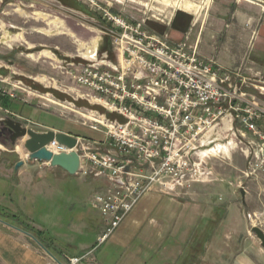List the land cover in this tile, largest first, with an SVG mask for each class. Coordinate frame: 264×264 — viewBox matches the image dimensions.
I'll list each match as a JSON object with an SVG mask.
<instances>
[{
	"label": "built area",
	"instance_id": "obj_1",
	"mask_svg": "<svg viewBox=\"0 0 264 264\" xmlns=\"http://www.w3.org/2000/svg\"><path fill=\"white\" fill-rule=\"evenodd\" d=\"M235 1L264 9V0ZM103 17L110 24L107 35L115 58L76 67L71 63L67 70L87 90V102L103 108L102 113L73 110L83 118L82 126L104 138L73 135L80 159L76 174L108 181L90 201L104 223L95 247L149 192L181 193L206 181L212 174L209 159L232 135L244 145V176L264 172V105L242 88L238 71L223 68L189 44L191 27L183 40L172 42L147 30L144 19L128 21L109 9H103ZM11 86L0 85V96L15 98L16 85ZM38 127L40 132L58 131ZM45 148L54 154L71 151L55 139ZM87 254L68 257L67 264H79Z\"/></svg>",
	"mask_w": 264,
	"mask_h": 264
},
{
	"label": "rangeland",
	"instance_id": "obj_2",
	"mask_svg": "<svg viewBox=\"0 0 264 264\" xmlns=\"http://www.w3.org/2000/svg\"><path fill=\"white\" fill-rule=\"evenodd\" d=\"M76 1L95 16L64 5L60 0H0V85L5 89L16 85L15 98L0 96V108L6 99L21 106L38 104L45 119L39 122L36 116L34 123L25 121L35 131L40 123L56 128L70 126L83 136L92 135L81 125L80 114L73 110L102 113L101 104H89L87 90L72 81L67 70L72 67L71 63L76 67L84 59H100L103 53L109 58L113 56L107 35L110 24L103 17V9L128 21L144 19L147 30L166 33L172 42L182 40V31L191 27L190 43L200 32V46L207 44L208 49L220 46L226 51L229 48L232 55L243 57V62H249L254 53L264 57V42L247 36L256 30L255 22L249 26L236 23L231 27L228 23L218 26L209 22L215 16L211 8L213 0ZM178 10L188 14L181 15L190 20L186 26L175 21ZM88 52L92 58L86 56ZM263 71L254 69L251 79L252 94L264 105ZM43 88L50 91L45 93ZM52 89L55 92L51 93ZM4 116L9 114L0 109V118ZM228 141L227 148L218 145L217 151L221 152L209 159L212 174L206 181L193 184L184 191L188 193L185 197L180 196L182 192L170 194L177 202H185L186 209L180 211L182 216L178 221L181 232L172 235V244L183 248L182 256L187 258L191 254L192 260L187 264H264V248L250 230L256 226L264 231V172L246 178L244 145L236 135ZM16 144L17 152L10 149V144L0 143V162L8 161L13 167L19 159L26 161L23 140ZM18 150H23L24 155ZM3 186L6 199L18 195V188L6 189L0 180V189ZM218 207H224V211L218 214ZM191 244L196 245L192 253ZM107 247L108 243H104L101 249Z\"/></svg>",
	"mask_w": 264,
	"mask_h": 264
},
{
	"label": "crops",
	"instance_id": "obj_3",
	"mask_svg": "<svg viewBox=\"0 0 264 264\" xmlns=\"http://www.w3.org/2000/svg\"><path fill=\"white\" fill-rule=\"evenodd\" d=\"M211 8L215 14L213 20L209 21L211 24L222 26V23H228L227 26L231 27L236 23L249 26L251 22H255L256 30L247 33V36L251 40L259 39L264 42L262 7L247 1L213 0ZM186 30L182 31L184 37L188 33ZM199 34L200 32L192 43L189 42L188 35V43L196 44L202 56L214 59L223 68L238 71L244 83L242 88L252 94L254 84L251 76L254 69H264V57L254 53L249 62H243V57L232 55L229 48L226 51L220 46L211 49H208L207 44L200 46ZM160 35L167 36L166 33ZM106 57L103 53L100 59L93 57L84 59L83 62L115 58L114 55L111 58ZM38 88L42 89L39 86ZM11 102L10 99L3 100V109L8 110L10 117L22 121L24 125L25 121L34 123L45 119V114L40 109L42 107L38 104L21 106ZM49 128L62 131L50 126ZM90 132L92 135L87 136L89 139H104L100 132ZM224 144L227 145L226 142ZM21 153L24 155L23 150ZM0 180L4 182L6 189H19L15 198L9 196L6 199L3 191L5 187H1L0 210L11 215H21L24 222L38 229L49 244V250L42 244L36 246L28 235L8 226V229L0 226V264H67L68 257L86 253L88 254L79 264H187L185 256L181 255L183 248L178 249L172 244V235L181 232L178 221L180 222L182 216L180 211L186 209L185 202H177L170 194L154 190L143 196L116 230L96 248L104 223L90 201L95 193L107 188V179L69 175L60 167L47 166L41 161H24L16 169L15 165L12 167L7 161L0 162ZM187 195L188 193L182 192L180 196ZM104 243H108V247L101 249Z\"/></svg>",
	"mask_w": 264,
	"mask_h": 264
},
{
	"label": "water",
	"instance_id": "obj_4",
	"mask_svg": "<svg viewBox=\"0 0 264 264\" xmlns=\"http://www.w3.org/2000/svg\"><path fill=\"white\" fill-rule=\"evenodd\" d=\"M177 15L188 14H185L181 10H178L175 13V17ZM0 125L2 126V130L5 133L10 134V137L7 141H0V143L2 145L10 144V149L17 152L16 143L18 140H23V147L26 150V161L48 162L49 166L60 167L69 175H75L78 172L80 166V159L76 151H74V148L77 143V139L75 136L62 131H35L24 125L22 121L12 118L10 116L1 117ZM53 139H55L61 144H64L69 149H71V151H69L68 153L63 152L59 154H54L48 149H46L45 145ZM23 163L24 161L22 159H19L15 163V168H19ZM0 223L28 235L31 239H33L40 246H42L41 243L32 234L22 229H19L13 225H10L2 220H0ZM250 230L254 233V235L260 241V245L264 248V232L256 226H252Z\"/></svg>",
	"mask_w": 264,
	"mask_h": 264
},
{
	"label": "trees",
	"instance_id": "obj_5",
	"mask_svg": "<svg viewBox=\"0 0 264 264\" xmlns=\"http://www.w3.org/2000/svg\"><path fill=\"white\" fill-rule=\"evenodd\" d=\"M60 1L64 5H67V6H70V7H74V8H77V9H80L83 12H85L86 14L95 16V14L92 11L88 10L86 7H84L83 5H81V3H79L76 0H60ZM0 72H1V69H0ZM43 90L44 91H50V90H47V89H43ZM51 92H55V91L52 90ZM3 107H4V105H3ZM99 109L100 110H103L102 107H100ZM111 117H113V115ZM54 128H56V127H54ZM70 128L71 127L69 126V129L66 128V127H61V128H56V129H59V130H62V131H66L68 133H72V134H74L76 136H81V137L88 138L87 136H83V135L79 134L77 131L72 130ZM217 210H218L217 212L219 214L220 212H223L224 211V207H218ZM0 220H2V221L6 222V223H8L10 225H13V226H15V227H17L19 229H22V230H24V231L32 234L45 248H47L49 250V244H47L45 242V240L41 236V233L37 229H35V228L31 227L30 225L26 224L24 222V219L21 217V215H19V214H12L11 215V214H7V213H5V212H3V211L0 210ZM0 226L3 227L4 229H8L7 226L3 225L2 223H0ZM194 248H196V245L191 244L190 247H189L190 252L191 251L193 252V249ZM191 258H192L191 254L189 255V257L187 256V258L185 257L186 263L190 262L192 260Z\"/></svg>",
	"mask_w": 264,
	"mask_h": 264
},
{
	"label": "flooded vegetation",
	"instance_id": "obj_6",
	"mask_svg": "<svg viewBox=\"0 0 264 264\" xmlns=\"http://www.w3.org/2000/svg\"><path fill=\"white\" fill-rule=\"evenodd\" d=\"M175 21L176 22H179V23H183V26H186V24L190 23V20L189 18H187L186 16H177L175 17ZM10 137V134L8 133H5L3 130H2V126L0 125V141H7Z\"/></svg>",
	"mask_w": 264,
	"mask_h": 264
},
{
	"label": "bare ground",
	"instance_id": "obj_7",
	"mask_svg": "<svg viewBox=\"0 0 264 264\" xmlns=\"http://www.w3.org/2000/svg\"><path fill=\"white\" fill-rule=\"evenodd\" d=\"M119 1H122V0H119ZM124 1V0H123ZM88 54V56H90V57H93L92 55H91V53H87ZM17 147H19V146H17ZM18 152H19V150H18ZM211 152H215V151H213V150H211ZM20 154H22L21 152H19Z\"/></svg>",
	"mask_w": 264,
	"mask_h": 264
}]
</instances>
